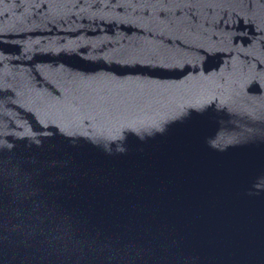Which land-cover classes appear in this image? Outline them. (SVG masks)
<instances>
[{"label":"water","instance_id":"1","mask_svg":"<svg viewBox=\"0 0 264 264\" xmlns=\"http://www.w3.org/2000/svg\"><path fill=\"white\" fill-rule=\"evenodd\" d=\"M0 264H264V0H0Z\"/></svg>","mask_w":264,"mask_h":264}]
</instances>
